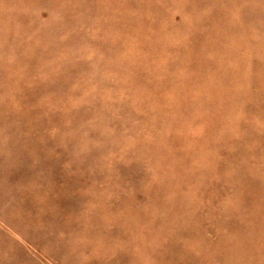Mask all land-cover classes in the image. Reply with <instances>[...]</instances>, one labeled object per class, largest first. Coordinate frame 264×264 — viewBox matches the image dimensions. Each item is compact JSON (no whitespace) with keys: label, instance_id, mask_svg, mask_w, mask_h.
Wrapping results in <instances>:
<instances>
[{"label":"rangeland","instance_id":"1","mask_svg":"<svg viewBox=\"0 0 264 264\" xmlns=\"http://www.w3.org/2000/svg\"><path fill=\"white\" fill-rule=\"evenodd\" d=\"M0 264H264V0H0Z\"/></svg>","mask_w":264,"mask_h":264}]
</instances>
